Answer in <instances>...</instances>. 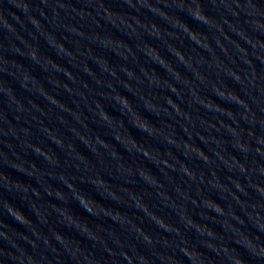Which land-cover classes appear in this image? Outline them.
I'll use <instances>...</instances> for the list:
<instances>
[{
    "label": "clouds",
    "instance_id": "1",
    "mask_svg": "<svg viewBox=\"0 0 264 264\" xmlns=\"http://www.w3.org/2000/svg\"><path fill=\"white\" fill-rule=\"evenodd\" d=\"M11 2L26 15L27 22L32 25L35 33L43 36L49 46L56 49L58 55L66 57L68 63L73 67H79L84 74L93 78L96 85L107 87L109 91L102 97L119 104L121 112L132 115V110L135 108L128 98L118 91V87H123L137 96L143 102L144 107L160 119V124L165 126L167 133L165 134L160 126L157 127L147 119H145L148 123L147 128L138 126L133 120L131 122L153 139L160 141V137H162L163 143L169 148L166 152L161 153L160 151L153 152V148L143 144L140 145L146 149L145 151H140L131 145L126 146L123 141L117 138L115 134L117 129L112 128L107 118L97 115V119L103 121L104 126L112 132L113 138L128 153L143 156L161 173L160 176H157L146 167H133L122 157L115 146L106 147L91 139L86 142L82 137L77 136L80 142L85 144L94 155L118 162L115 171L107 170L108 175H115L119 178V171H127L128 176L123 183L114 185L104 179L102 172L97 171L96 166L88 158L85 160L80 155L70 154L76 150L71 146H65L62 138L52 139L51 133L46 130L44 119H40V117L48 116L53 108L67 112L66 108L48 99L39 91L36 94L42 96L52 106L49 107L48 112H45L39 104L33 103L30 99L27 101L28 107H26L25 101L20 99L17 93H12L11 90L4 91L14 109L28 111L31 108L40 114L31 116L30 121H25L24 126L20 127H17L21 121L19 114L14 116L16 124L4 113L0 117V137L8 138L0 139V142H4V148L8 149L2 154L5 167L33 177L39 169L33 164L27 163L24 158L31 152L42 157L48 168L56 169V171H49L47 175L63 185V189H67V191L51 186L44 191L48 197L60 201V205L55 203L56 206L50 205L49 211L44 215H41L34 206H29L41 225H48L49 217L55 215L58 223L69 229H74L82 237L92 241V247L82 246L79 241L65 236L54 227H50L49 231L45 233L33 224V221L14 203L3 199L0 201V210L23 226L26 231L19 232L7 224L0 225V240L5 241L9 246L8 249L0 247V264H249V260L241 254L237 247L224 242L223 234L214 233L207 223L201 225L192 223L194 210L202 221H214L215 217L230 216L235 224H231L227 220L221 223L225 232L230 233L229 240L243 248L249 258H254L259 264H264V241L261 240V234H264V39H261V36H264V3L261 0H208L210 14L202 0H158V3L162 2L164 5L165 13L169 14L164 8L175 9L177 15L171 16L169 19L167 16L161 15L150 0H121L118 6L119 10L105 3V0H76V3H73V0H40L39 5L35 7L28 0H11ZM141 9L165 21L172 20L171 29L184 32L176 23V21H185L181 15L183 14L204 25L209 32L218 33L219 37L214 36L213 40L228 57L229 62L225 63L224 60L218 59L212 49L205 46L207 39L205 36L201 35L200 41L189 37L190 43L199 48L201 52L210 53L212 59L209 61L207 57L199 53L194 58L188 57L187 60L184 56L175 55V62L193 74L194 79L186 83L178 68L177 71L181 73L179 78L169 68L164 67L161 61L154 60L147 51V60L163 68L166 75L171 76L175 81L173 84L179 91L168 86V79H150L149 75L140 70L142 75L147 78V83L166 85L167 91L174 94L180 101V103L172 104L163 97L166 106H160L158 110L150 108L148 102L152 99L139 93L129 82H142L136 72L130 67L121 66L120 72L124 78H118L116 68L109 63L107 57L97 55L94 51V48L103 49L106 41L126 47L122 41L114 39L112 35L103 30L104 24L119 31L120 25L115 23L113 18H119L121 23H126L124 17L128 15L127 10L136 13ZM11 15L16 23L24 26L18 16ZM128 18L136 23L138 17L128 15ZM42 21L47 22L52 30L49 31ZM101 21L104 22L103 25ZM137 25L148 29L149 35L155 38L160 37L156 35L157 29L152 24L137 23ZM0 28L7 32L8 37L17 38L15 24L11 23L3 14H0ZM58 31L61 32L59 39L56 36ZM35 33L29 31V35L33 36V39L36 38ZM184 35L187 37L188 33L184 32ZM233 36L236 39H233ZM221 37L233 46L238 54L237 57L228 53L224 43L220 42ZM80 40L88 42V46L83 50L79 46ZM64 42L75 46L76 54L69 47H65ZM25 49H27L26 54L14 51L11 47L9 52L26 56L33 62L41 64L42 56L38 48L25 45ZM144 49L142 48L141 51L143 52ZM77 55L84 58L82 65L75 63ZM188 60L192 62L193 67H189ZM90 61L95 62L102 72L112 77L116 83L112 85L111 80L106 85L104 82L101 83L97 73L89 68ZM50 69L52 72H57L54 67H50ZM209 69L211 75H209ZM150 75L157 76V73H150ZM212 76H215V79ZM68 78L75 82L72 77L68 76ZM227 80H231L233 85H237L238 88L229 87L226 83ZM28 82L32 81L25 80L24 83H20V86L26 91L32 92L29 87L25 86L29 84ZM50 83L55 88L61 87L59 82H53L52 79H50ZM177 85L187 87L188 94L185 95ZM84 87L87 86L84 84ZM63 88L69 93L72 92V89L69 90L65 85ZM213 96L221 103L212 99ZM158 98L153 96V99ZM181 104L185 107H181ZM224 105H235L236 110L233 111L231 107ZM200 109H203L204 113H211V119H207L203 115H198L194 119L193 113L199 114ZM89 111L91 112V108ZM173 113L179 117L176 121L177 124H180V120L188 122L180 124V129L187 139L180 137L175 126L168 124L163 119L164 116L173 118ZM58 121L63 123L59 118ZM197 123L199 130H196ZM34 129L61 151L66 150L69 158L74 155L79 163H72L69 159L62 164L60 161H56L53 155L40 149L39 143L33 142ZM127 134L126 131L125 135ZM196 140L201 141L208 150L205 151L199 144L190 142ZM13 141H17L18 144H14ZM92 145L95 147L93 148ZM226 145H230L233 151L229 152ZM17 147L20 151L16 150ZM173 148L179 150L185 160L177 159L176 155H170L169 151L173 153ZM154 157H158V159H154ZM195 162H199V164ZM65 165H70L80 175L70 173L65 175V168H67ZM225 169L227 171L224 173V180L228 182L227 185H231L230 189L226 188L221 177L217 176L218 170L222 172ZM177 176L180 178L179 183ZM16 181L5 173L0 176V184L5 186L4 189L20 195L23 199L31 190L18 186ZM76 181L90 183L97 190L102 188L107 199L117 205L134 208L137 212L143 213V219L140 220V223H133L137 217H129L126 213L121 212L119 207H105L95 200L93 201L103 206L105 211H101L99 207L95 211L85 208L77 194L79 196L87 195L77 187ZM138 182H142L154 190L157 204L150 207L145 200L146 193L135 192L124 187L125 184ZM193 186H195L194 190ZM214 190L221 193L219 196L221 200L225 199L223 193L227 192V196L231 197V201L239 209V213L233 209V203L228 205L229 211L226 213L220 203L211 197L210 193ZM171 193H175L176 197L184 203H177ZM36 197L39 198L38 195ZM69 200L77 201L92 216L110 219L113 224L119 226L120 231H116L112 227L90 225L86 220L74 215L66 206ZM189 204L192 206L191 209L188 207ZM148 209H151V214ZM164 209L169 210V213L177 218L175 225L166 227L167 221L164 216H155L156 212H163ZM197 209L200 211L197 212ZM201 212L210 213L211 216L200 215ZM117 213H120L119 219L116 218ZM213 213L214 215H212ZM144 218L157 231L146 230L142 226ZM178 229H183V231ZM189 233L195 234L197 238L195 243L186 239V235Z\"/></svg>",
    "mask_w": 264,
    "mask_h": 264
},
{
    "label": "water",
    "instance_id": "2",
    "mask_svg": "<svg viewBox=\"0 0 264 264\" xmlns=\"http://www.w3.org/2000/svg\"><path fill=\"white\" fill-rule=\"evenodd\" d=\"M28 2L32 6H37L40 3V0H28ZM150 2L154 5L156 10L161 14L167 16V18L171 19L177 15L175 9H167L164 8L165 11L169 12L165 13L163 11L164 5L158 3V0H150ZM205 4L206 8L210 11V6L208 5V0H202ZM264 3V0H261ZM73 3H76V0H73ZM105 3L116 7L119 10L118 6L121 3V0H105ZM79 6V5H77ZM128 11V15L137 16L136 23L134 20L128 18V15L124 17L127 21L126 23H121L119 18L114 17L115 23L120 25L119 31L110 25L104 24L101 21V24H104L103 30L113 36L114 39L122 41L126 44V47L117 46L113 43H108L107 41L104 44V48H94V51L97 55L106 56L109 63L113 65L117 70V77L124 78L123 74L120 72L121 66H127L132 68L133 71L136 72L137 76L140 77V81H129L132 83L133 88H135L139 93L147 96L152 101L148 102V106L152 109H159L160 106H166L163 100V97L166 98L170 103L176 104L180 103L177 97L171 92L167 91V86L162 83H157L155 85H150L147 83V78L144 77L140 70L144 72V74L149 75L150 79H159L163 80L164 78L168 79L167 84L169 87L179 91L176 88L175 81L171 78V76H167L164 69L161 68L158 64L152 63L150 60H147V51L152 56L154 60L161 61L164 67L169 68L172 72L177 75V78L181 76V73L184 76L185 82H189L193 80V74L190 71H187L182 65H179L175 62V55L184 56L187 60L188 57H195L196 54L204 55L211 61L212 56L210 53H203L194 44L190 43L189 37L191 39L200 41L201 35L205 36L206 42L205 46L212 49L215 56L224 60L225 63H228V57L220 50V48L215 44L213 37H219L218 33H211L208 29L198 22L194 21L190 17L186 15H182V18L185 21H176L179 28H182L184 32L188 33L186 37L184 32L179 31L178 29H171L170 25L172 24V20L165 21L163 19L158 18V16L150 14L149 12L141 9L136 13H132L130 10ZM0 14H3L5 17L9 19L11 23H14L16 26V39L8 37L7 32L0 28V117L3 116V113L8 116L10 120L14 124L15 114H19L21 116V121L17 125V127L24 126L25 121H30L31 116L37 115L35 110L29 108L28 111H20L19 108H13V104L9 101L8 97L4 94V91L11 90L12 93H17V96L25 101V106H27V101L30 99L33 103L39 104L45 112H48L50 106L47 101L44 100L42 96L36 94L37 91L42 92L44 95L48 97V99L53 100L56 103L61 104L62 107L67 109V112H63L58 108H53L51 112L48 113L46 117H40V119H44L45 128L48 132L51 133L52 139H60L62 138L63 144L65 146H71L76 151L70 154L80 155L82 159H89L95 166L97 171H101L104 175V179L110 181L114 185H120L127 178L128 174L126 170H121L118 173L119 178L115 175H108L107 170L112 169L116 170L118 167V162L115 160H107L104 157L94 155L85 144L81 143L77 136L82 137L86 142L91 140H96L100 144L106 147H114L116 150L122 155V157L133 167L143 166L152 171L153 174L160 176L161 173L159 169L152 164L149 160L144 158L143 156L136 153H128L122 145H120L112 135L110 129L104 126L102 120L97 119V115L99 117H106L108 123L112 126V128L117 129L116 136L119 140L123 141L126 146L131 145L137 147L140 151H145L146 149L142 147L140 144L145 145L146 147L153 148V152H161L164 153L168 150L169 146L163 143V138L160 137V141L153 139L148 136L146 133L140 131L137 127L133 125L131 122L137 124L138 126H143L145 128L148 127V123L145 119H147L152 124H155L157 127H161L165 134L167 133V129L163 124H160V119L148 111L141 100L137 96H134L131 92L127 91L123 87H118V91L126 96L128 100L131 102L133 107L136 109L132 110V115L121 112L120 105L115 102L102 97L106 95V92L109 90L107 87L98 86L95 84L94 79L84 74L79 67H73L72 64L68 63L66 57H62L57 54L56 49L49 46L48 42L45 40L43 36L39 33H35V30L32 28V25L27 22L26 15L17 7L13 5L11 0H0ZM15 14L19 17L20 21L23 22V27L20 23H16L15 20L12 19V15ZM46 28H49V31L52 29L49 27L47 22L42 21ZM139 24L143 25H153L156 27L157 32L156 35H159V38H155L148 34V29L141 27ZM29 31L35 33L36 38L33 39V36L29 35ZM227 31V30H226ZM67 35V33H64ZM229 35H232L229 33ZM56 36L59 39L61 36V32H56ZM231 38V37H230ZM233 39H236L233 36ZM261 39H264V36H261ZM23 41V43H21ZM220 42L225 45V48L228 49V53L233 57H237V53L233 49V46L228 43V41L224 40L223 37L220 38ZM65 47H69L74 54H76L77 49L75 46L71 45L68 42H64ZM243 44V41H241ZM25 45L29 47H36L39 50L40 55L42 56L41 64L33 62L30 58L26 56L15 55L9 52V48L11 47L14 51H19L23 54H26L27 49H25ZM80 49L83 50L88 46V42L86 40H80L79 42ZM245 47H247L245 45ZM142 48H145L143 52ZM69 49V52L71 51ZM171 52L174 55H171ZM84 58L77 55V59L75 61L76 64L82 65ZM11 62V63H8ZM189 67H193L192 62L190 60L187 61ZM239 62V61H238ZM8 63V64H7ZM198 66V65H197ZM50 67H54L57 69V72H52ZM257 67L259 68V64L257 62ZM89 68L92 71L97 73V76L100 77V82L106 85L109 82L112 85L116 83L112 77L105 75L102 70L97 66L95 62H89ZM178 70L181 72H178ZM157 73V76H152L150 73ZM75 79V82L68 78V76ZM199 75V72L197 71ZM209 75H211V71L209 69ZM215 79V76H212ZM50 79L53 82H59L61 87L55 88L52 83H50ZM25 80H30L32 82H28L26 87H29L32 92L26 91L24 88L20 86V83H24ZM226 83L229 87H237V85H233L231 80H227ZM84 84L87 87H84ZM63 85H65L69 90L72 89V92L69 93L64 90ZM177 87L181 88V91L187 95L188 89L187 87H183L181 85H177ZM82 94V95H81ZM153 96L159 97L158 99H153ZM119 98V97H117ZM212 99L216 100L217 103H221L216 97H212ZM129 104V107H131ZM95 105V107H94ZM225 107H231L233 111L236 110L235 105H224ZM181 107H185L181 104ZM91 108V112L89 111ZM190 110V109H189ZM70 112V113H69ZM198 115L206 116L205 118L211 119V113H204L203 109H200V113H193V118L196 119ZM58 118L63 121V123H59ZM163 119L168 123L175 126L177 134L180 137H184V133L180 129V124H186L187 121L180 120V124H177L176 121L179 117L175 116L173 113V118H168L164 116ZM5 127H7L5 125ZM196 130H199V124L197 123ZM35 135L33 137V142L39 143L40 149L44 150L46 153H49L55 157L56 161H60L62 164L71 159L72 163H79L75 159L73 155L71 158L68 157L67 151H61L55 144L51 143L47 138L40 135L35 129L33 130ZM127 131V135L125 132ZM187 139V137H184ZM0 139H8L7 137H0ZM227 139V136H225ZM195 142L200 145L205 151H207V147L199 140L190 141ZM14 144H18L17 141H13ZM94 148L95 145H92ZM227 150L232 152L233 149L230 145H226ZM17 151L20 149L17 147ZM8 149L4 148V142H0V176L9 175L12 179H16V183L20 187H25L26 189L31 190L28 195L24 196L21 199L20 195L14 194L12 192L6 191L4 189V185L0 184V201L6 199L16 205V207L20 208L23 213L33 221L38 228H41L42 231L47 233L50 227H54L57 231L62 232L65 236L77 240L81 243L82 246L91 248L92 241L87 240L82 237L78 232L74 229H69L64 225L58 223L56 221L55 215H51L49 217L48 225H41L36 217V215L32 212L30 206H34L37 211L41 213V215L47 214L49 211V206H56L55 204L60 205V201L55 200L52 197H48L45 194L44 189L49 186L53 188H60L61 190L67 191V189H63V185L59 184L55 179H52L47 175L49 171H56V169L48 168L47 164L44 162L42 157H38L31 152H29L24 158L27 163L33 164L34 167L39 170L33 177H29L22 173L17 172L16 170L5 167L4 159L2 158V154L7 152ZM103 151V150H101ZM173 153L169 151L170 155H176L177 159L185 160V157L182 155L179 150L172 149ZM24 155L23 153H21ZM238 155L237 153H233ZM10 155V153H9ZM86 156V157H85ZM154 159H158V157H154ZM187 162V161H186ZM167 163V161H165ZM199 164V162H195ZM27 167V165H26ZM65 175L74 174L80 175V173H76L75 169L70 165H65ZM227 170H223L222 172L218 170L217 176L221 177L223 183H225L226 188L230 189L231 185H227V181L224 180V173ZM205 173L207 174V170L205 169ZM171 175H175L174 173H170ZM180 178L177 176V182L179 183ZM77 187L87 196H79L78 198L81 200L82 204L85 208L91 209L93 211L96 210L97 207L101 211H105L103 206L105 207H119L120 211L126 213L129 217L134 216L137 217L133 223H140V220L143 219V213L137 212L134 208L127 207L124 205H117L115 202L107 199L106 193H104L103 189H96L92 184L80 181H76ZM124 187L131 189L135 192H143L145 194V200L149 203V206L155 205L158 203L157 199L154 196V190L149 188L147 185L142 182H138L135 184H125ZM195 186H193L194 190ZM173 198L177 203H184L178 197H176L175 193H171ZM39 196L37 198L36 196ZM213 199H216L218 203H220L221 208H223L226 213L229 211L228 205L233 203V209H235L239 213V209L236 208L234 202L231 201V197L227 196V192L223 193L225 199L221 200L219 196L221 193L218 190H214L210 193ZM235 195V194H234ZM105 196V197H104ZM92 199V200H91ZM98 201L103 206L98 205L95 201ZM30 205V206H29ZM64 206V205H61ZM74 215L79 216L80 218L86 220L90 225H102L105 228L112 227L116 231H120L118 225L113 224V222L106 218L101 217L97 218L95 216L87 213L75 200H69L66 205ZM189 209H191V205H188ZM151 214V209H148ZM197 212L200 210L197 209ZM163 215L167 224L165 225H175L177 223L176 217L169 213V210L164 209L163 212H156L155 216L159 217ZM200 215L211 216L210 213L201 212ZM214 215V213L212 214ZM116 218H120V213H117ZM227 220L231 224H235V221L228 215L223 217H215L214 221H202L200 220V216L195 214V210L192 216V223H196L197 225H201L203 223H207L208 227L214 232L224 235V242L231 244L233 247H237L242 255L245 256L246 259L249 260V264H259L254 258H249L247 253L243 248H240L238 245L232 243L229 240L230 233L225 232L222 228L221 223ZM9 225L12 228L16 229L19 232H25L26 229L20 224L16 223L11 217L7 216L0 210V225ZM149 231H157L152 224H150L146 218H144V224L142 225ZM177 226H179L177 224ZM239 227V225H237ZM183 231V229H178ZM254 231V230H253ZM107 239V237H105ZM186 239L192 240L193 243L196 242V236L194 233H189L186 235ZM261 240L264 241V234H261ZM0 247L8 249V245L5 241L0 240ZM202 251H206L205 249H201ZM99 255V253H97ZM211 255V253H208Z\"/></svg>",
    "mask_w": 264,
    "mask_h": 264
}]
</instances>
